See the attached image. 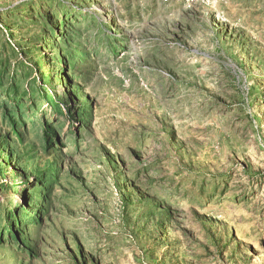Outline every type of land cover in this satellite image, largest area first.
I'll return each mask as SVG.
<instances>
[{"label": "rangeland", "instance_id": "rangeland-1", "mask_svg": "<svg viewBox=\"0 0 264 264\" xmlns=\"http://www.w3.org/2000/svg\"><path fill=\"white\" fill-rule=\"evenodd\" d=\"M70 12L98 18L73 70L55 44ZM0 79L46 82L81 121L36 257L5 242L0 264H264V0H0ZM0 163V203L21 201Z\"/></svg>", "mask_w": 264, "mask_h": 264}, {"label": "trees", "instance_id": "trees-1", "mask_svg": "<svg viewBox=\"0 0 264 264\" xmlns=\"http://www.w3.org/2000/svg\"><path fill=\"white\" fill-rule=\"evenodd\" d=\"M70 14L71 12L56 16L59 19V30L68 29L69 33L63 35L58 33L55 44L61 42L62 52L66 53L67 68L72 64L69 70H73L75 58L82 61L85 55L79 42L83 35L76 29L81 23L79 20L89 18L96 23L98 18L87 12L80 19L75 17L70 19ZM39 15L45 18L43 13ZM100 24L102 23L98 22V25ZM46 26L47 32L54 31L52 24L47 23ZM110 50L112 51V48ZM44 83L46 84L38 80L21 92L14 83H10L8 88L0 91L2 96L0 97V156L4 155L6 159L16 160L20 181L12 183L10 188L13 191L16 184H20L23 185L24 191L21 201H15L13 194L10 193V196L0 203V245L8 242L33 259L36 257L35 235L39 233L51 212V193L58 182V173L66 155L59 148L62 146L63 136L73 133L77 128L76 124L79 129L81 128L79 111L75 112L71 101L67 100L66 107H63V101L53 91L46 90ZM23 98L29 102L28 107L23 108L17 103ZM36 102L40 106L37 110L34 109ZM29 107L33 108V111H30L32 109ZM28 113H31V117ZM59 117L65 120L64 123H60ZM30 126L31 132L35 133L33 140L29 138L30 132L27 129ZM35 140H38L40 149H37ZM15 150H21L19 155H16ZM41 155L46 158L44 159L46 167L33 163ZM47 159L53 160L46 163ZM2 173L0 163V176ZM5 187L4 184L0 185V192H3ZM28 229H32L31 233L26 231Z\"/></svg>", "mask_w": 264, "mask_h": 264}]
</instances>
